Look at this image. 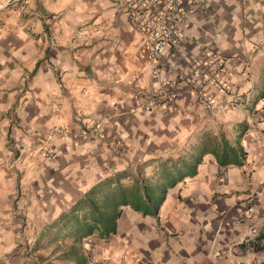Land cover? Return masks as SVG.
Returning a JSON list of instances; mask_svg holds the SVG:
<instances>
[{
	"label": "crops",
	"instance_id": "0c3cea01",
	"mask_svg": "<svg viewBox=\"0 0 264 264\" xmlns=\"http://www.w3.org/2000/svg\"><path fill=\"white\" fill-rule=\"evenodd\" d=\"M0 1V264L31 263L19 245L116 177L163 200L155 215L122 205L115 234L83 239L98 264L264 263L244 242L264 231V0H183L161 78L193 80L192 58L215 52L229 89L207 86L204 108L183 86L154 111L137 94L159 85L142 37L113 0ZM97 120L101 139L49 136Z\"/></svg>",
	"mask_w": 264,
	"mask_h": 264
},
{
	"label": "built area",
	"instance_id": "2783aa9c",
	"mask_svg": "<svg viewBox=\"0 0 264 264\" xmlns=\"http://www.w3.org/2000/svg\"><path fill=\"white\" fill-rule=\"evenodd\" d=\"M15 1L19 0H11V2ZM113 3L116 9L126 14L133 23L134 30L142 37V51L152 65L153 78L159 84L156 91L139 90L137 92L140 108L154 111L171 106L183 86L187 88L189 94L195 96L200 105L204 108H211L213 101L207 92V86L216 87L221 91L229 89L228 84L222 78L225 59L215 52L209 53L208 58L197 56L192 58L193 80L182 77L171 80L161 78L169 59L174 58L175 52L182 45L183 28L188 21L183 0H113ZM5 6L7 3L0 1V11ZM104 135V126L98 120L87 122L78 130L57 126L49 133L50 137H64L75 143L86 139H101ZM38 150L44 155H51L53 152L49 145L41 146ZM14 161L8 166L15 170ZM250 201L252 198H249ZM253 238L244 240V242H249Z\"/></svg>",
	"mask_w": 264,
	"mask_h": 264
},
{
	"label": "trees",
	"instance_id": "16d2710c",
	"mask_svg": "<svg viewBox=\"0 0 264 264\" xmlns=\"http://www.w3.org/2000/svg\"><path fill=\"white\" fill-rule=\"evenodd\" d=\"M230 160L234 163L238 161L235 158ZM227 161L228 158L225 157L221 164ZM111 183L112 180L108 179L91 188L83 199L57 218L55 230L50 228L40 231L34 242L26 246L33 244L31 246H36L35 249L40 246H53L47 256L48 264H55L50 261L51 256L64 264H98L92 263L85 255L81 246L83 239L93 234L101 239H108L115 234L122 205H130L144 214L155 215L163 200V196H151L146 192V187L138 181L127 186L116 177L113 187ZM248 243L254 250L264 252V231Z\"/></svg>",
	"mask_w": 264,
	"mask_h": 264
},
{
	"label": "rangeland",
	"instance_id": "374dc122",
	"mask_svg": "<svg viewBox=\"0 0 264 264\" xmlns=\"http://www.w3.org/2000/svg\"><path fill=\"white\" fill-rule=\"evenodd\" d=\"M23 238V237H22ZM25 244L23 245H19V248H20V251H21V254L24 256V257H27L30 261H32L31 263L32 264H48V258L47 256L49 255V253H51L52 249H53V246H48V247H44V246H40V248H36V246H31L33 244H31L29 247H27V243L30 244V243H33L34 242V239L33 240H28V239H25ZM39 255V256H38ZM40 257V258H39ZM89 257V260L94 263V262H97V260L93 257L92 254L88 255ZM52 258V256H51ZM29 262V264H31ZM56 264H64L63 262H55Z\"/></svg>",
	"mask_w": 264,
	"mask_h": 264
}]
</instances>
